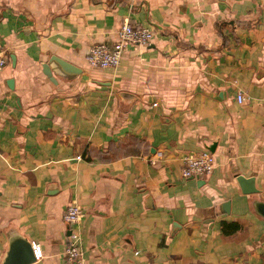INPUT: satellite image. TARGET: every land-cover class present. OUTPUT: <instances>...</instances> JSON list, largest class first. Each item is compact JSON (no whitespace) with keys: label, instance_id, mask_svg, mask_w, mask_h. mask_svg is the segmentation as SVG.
I'll list each match as a JSON object with an SVG mask.
<instances>
[{"label":"crops","instance_id":"1","mask_svg":"<svg viewBox=\"0 0 264 264\" xmlns=\"http://www.w3.org/2000/svg\"><path fill=\"white\" fill-rule=\"evenodd\" d=\"M0 58V264H62L69 202L84 264H264V0H0Z\"/></svg>","mask_w":264,"mask_h":264},{"label":"built area","instance_id":"2","mask_svg":"<svg viewBox=\"0 0 264 264\" xmlns=\"http://www.w3.org/2000/svg\"><path fill=\"white\" fill-rule=\"evenodd\" d=\"M118 41L108 48L101 42H95L88 47L85 55L87 65L99 68L115 67L125 43L145 44L153 37L152 30L141 25H134L128 21H122L116 31ZM4 63L0 58V66ZM236 101H241L239 91L235 94ZM214 166L213 156L207 149L186 152L180 157L179 175L183 178L194 176H207ZM81 216V208L69 202L65 205L61 218L67 224L66 240L61 250L62 264H84L80 247V234L77 228ZM32 256L39 259L42 256L37 243L31 242Z\"/></svg>","mask_w":264,"mask_h":264},{"label":"water","instance_id":"3","mask_svg":"<svg viewBox=\"0 0 264 264\" xmlns=\"http://www.w3.org/2000/svg\"><path fill=\"white\" fill-rule=\"evenodd\" d=\"M10 58L12 59V56H10ZM250 180V179H248ZM237 181L240 183V187H241V191L243 192H251L254 191L253 189H247V188H243L241 186V183L244 182V179L242 178H237ZM223 205L225 206V209L223 210L224 212L227 211V201H225L223 203ZM253 209L264 218V201H260V200H255L253 202ZM12 247L10 248L8 254L6 255L4 261L2 262V264H25L29 261L32 260V256L29 254V250H28V245L25 244V253H27L26 255H18L17 250H18V246L20 245V243L17 241V239L13 238L12 240ZM16 253V255H15ZM15 257H14V256Z\"/></svg>","mask_w":264,"mask_h":264}]
</instances>
